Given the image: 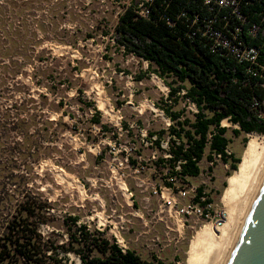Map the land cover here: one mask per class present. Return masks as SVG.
<instances>
[{
  "label": "rangeland",
  "instance_id": "374dc122",
  "mask_svg": "<svg viewBox=\"0 0 264 264\" xmlns=\"http://www.w3.org/2000/svg\"><path fill=\"white\" fill-rule=\"evenodd\" d=\"M125 2L0 0V183L11 174L29 177L28 187L52 205L41 232L59 245L86 226L146 262L191 264L209 224H192L182 236L166 229L153 189L165 188L170 165L156 166L152 156L168 154L162 151L173 125L167 112L194 120L198 110L182 99L185 92L170 100L149 64L116 45L112 35ZM154 77L169 90L159 89ZM221 126L228 128L232 162L240 160V169L256 133L235 137L239 126ZM160 138L161 147L153 145ZM237 172L204 158L198 177L177 183L203 187L224 210ZM67 257L80 264L73 253Z\"/></svg>",
  "mask_w": 264,
  "mask_h": 264
},
{
  "label": "trees",
  "instance_id": "16d2710c",
  "mask_svg": "<svg viewBox=\"0 0 264 264\" xmlns=\"http://www.w3.org/2000/svg\"><path fill=\"white\" fill-rule=\"evenodd\" d=\"M166 12L172 18L177 10ZM112 36L119 48L149 63L152 73L170 89V100L185 92L182 99L198 110L194 120L167 112L173 123L167 150L170 158L161 161L170 165L171 173L180 166L182 177H198L204 158L214 163L218 156L234 171L240 170V160L232 162V155L226 153L232 142L228 128L221 123L227 120L239 126L232 131L235 137L264 136V70L255 66L252 71L249 63L212 52L204 40L189 39L179 22L170 27L158 15L147 21L124 9ZM262 42L263 36L252 42L259 51L260 65L264 63ZM161 142V138L156 140V147H161ZM9 176L8 182L0 183V264H75L70 263L69 253L76 255L80 264H154L86 226L70 234L68 245H59L40 229L49 225L52 205L28 187L26 174Z\"/></svg>",
  "mask_w": 264,
  "mask_h": 264
},
{
  "label": "built area",
  "instance_id": "2783aa9c",
  "mask_svg": "<svg viewBox=\"0 0 264 264\" xmlns=\"http://www.w3.org/2000/svg\"><path fill=\"white\" fill-rule=\"evenodd\" d=\"M173 1L175 0H126L124 9L133 10L138 18L147 21L158 15V18L170 27L176 26L179 22L189 39L204 40L210 45L212 52L223 53L239 62L249 63L252 65V71L256 69L255 66L264 70V63L260 65L258 62L259 51L252 43L263 36L264 46V0H182V3ZM171 8L177 10L175 17L172 18L166 12ZM162 10L166 14H162ZM167 150L162 147L163 152ZM226 153L232 155L229 150H226ZM100 155L101 151L98 149L97 157ZM220 157L218 156V159ZM169 158L168 154L164 158H158L154 153L152 161L156 166L162 167L168 163L161 160L167 161ZM130 164L137 167L135 161ZM180 172V166L175 168V173H171L169 169L164 179L165 188L153 189L154 195L160 196L158 208L164 215L160 221L164 223L166 229L182 236L184 229L192 228V224L195 228H201L205 224L215 229L224 226L227 219L226 210L216 209L206 192L202 190L203 187L178 185V178L181 181L189 179L178 174ZM122 177L125 175L122 174ZM132 198L131 194L130 202L133 205ZM169 225H174L176 230L171 229Z\"/></svg>",
  "mask_w": 264,
  "mask_h": 264
},
{
  "label": "bare ground",
  "instance_id": "6f19581e",
  "mask_svg": "<svg viewBox=\"0 0 264 264\" xmlns=\"http://www.w3.org/2000/svg\"><path fill=\"white\" fill-rule=\"evenodd\" d=\"M154 82L162 91L169 90L155 77ZM99 95L100 108L105 110L106 103L102 99L103 93L99 91ZM227 125L228 121H223V126ZM263 181L264 137L261 139L259 135L254 134L250 138L249 149L240 170L231 182L227 195L223 198L227 212L226 222L219 229L209 225V228L200 233L192 254L191 264H226ZM78 188L83 193V189L79 186ZM99 220L103 225L105 221L102 215L99 216Z\"/></svg>",
  "mask_w": 264,
  "mask_h": 264
},
{
  "label": "water",
  "instance_id": "95a60500",
  "mask_svg": "<svg viewBox=\"0 0 264 264\" xmlns=\"http://www.w3.org/2000/svg\"><path fill=\"white\" fill-rule=\"evenodd\" d=\"M226 264H264V181Z\"/></svg>",
  "mask_w": 264,
  "mask_h": 264
}]
</instances>
